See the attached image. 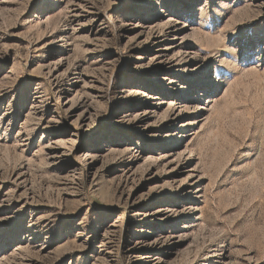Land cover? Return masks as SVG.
I'll use <instances>...</instances> for the list:
<instances>
[{"label":"rangeland","instance_id":"1","mask_svg":"<svg viewBox=\"0 0 264 264\" xmlns=\"http://www.w3.org/2000/svg\"><path fill=\"white\" fill-rule=\"evenodd\" d=\"M0 264H264V0H0Z\"/></svg>","mask_w":264,"mask_h":264},{"label":"bare ground","instance_id":"2","mask_svg":"<svg viewBox=\"0 0 264 264\" xmlns=\"http://www.w3.org/2000/svg\"><path fill=\"white\" fill-rule=\"evenodd\" d=\"M203 82V84H202V86H208V81H206L205 79L202 81ZM215 86V85H214Z\"/></svg>","mask_w":264,"mask_h":264}]
</instances>
